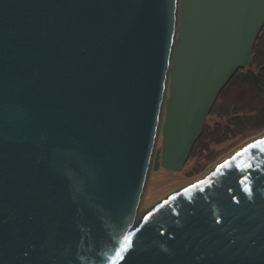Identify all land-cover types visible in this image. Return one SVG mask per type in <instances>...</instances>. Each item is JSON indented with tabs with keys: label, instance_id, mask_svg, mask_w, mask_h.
<instances>
[{
	"label": "water",
	"instance_id": "obj_1",
	"mask_svg": "<svg viewBox=\"0 0 264 264\" xmlns=\"http://www.w3.org/2000/svg\"><path fill=\"white\" fill-rule=\"evenodd\" d=\"M263 27L264 0H0V264H111L129 233L127 264H264V154L231 159L264 136L140 209Z\"/></svg>",
	"mask_w": 264,
	"mask_h": 264
},
{
	"label": "rangeland",
	"instance_id": "obj_2",
	"mask_svg": "<svg viewBox=\"0 0 264 264\" xmlns=\"http://www.w3.org/2000/svg\"><path fill=\"white\" fill-rule=\"evenodd\" d=\"M254 50L252 65L238 70L220 92L183 169L171 171L160 167L152 170L141 202V216L168 195L203 178L220 162L264 136V122L256 121L264 120V75H261L259 87L248 80L242 81L248 71L264 74L259 70L264 61V27ZM161 144L162 135L159 148Z\"/></svg>",
	"mask_w": 264,
	"mask_h": 264
},
{
	"label": "snow or ice",
	"instance_id": "obj_3",
	"mask_svg": "<svg viewBox=\"0 0 264 264\" xmlns=\"http://www.w3.org/2000/svg\"><path fill=\"white\" fill-rule=\"evenodd\" d=\"M251 149H258L260 153L264 154V140H258L248 145L241 152L236 153L231 159L235 160L236 156H242ZM250 159H255V157H251ZM228 161L225 162L221 167L227 166ZM238 168H241V171H246L247 169H252L253 165L251 162H245V166L241 167V165H237ZM261 167L260 164H257L256 168L259 169ZM255 170V169H254ZM249 177L245 176L244 179L247 180ZM246 191H250V188H247ZM134 250V244L132 241V234L129 233L125 235L123 239L119 242V247L116 248L115 254L111 257V264H127L129 260L132 258V251Z\"/></svg>",
	"mask_w": 264,
	"mask_h": 264
},
{
	"label": "trees",
	"instance_id": "obj_4",
	"mask_svg": "<svg viewBox=\"0 0 264 264\" xmlns=\"http://www.w3.org/2000/svg\"><path fill=\"white\" fill-rule=\"evenodd\" d=\"M254 56H255V50H254V52H253V59H254ZM250 65H252V63L250 64ZM250 65H248L247 67H249ZM259 70L261 71V72H263L264 71V61H261V63H260V66H259ZM261 75H264L263 73H255V72H253V71H248V73H246L243 77H242V81H246V80H248V81H250V82H252V84L254 85V86H257V87H259V82H260V79H261ZM256 121L258 122V123H262V122H264V120H262V119H256ZM261 128V127H260Z\"/></svg>",
	"mask_w": 264,
	"mask_h": 264
},
{
	"label": "bare ground",
	"instance_id": "obj_5",
	"mask_svg": "<svg viewBox=\"0 0 264 264\" xmlns=\"http://www.w3.org/2000/svg\"><path fill=\"white\" fill-rule=\"evenodd\" d=\"M231 156H232V155H231ZM226 159H227V158H226ZM211 170H212V169H211ZM211 170H210V171H211ZM210 171H209V172H210ZM209 172H208V173H209ZM208 173H207V174H208ZM207 174H206V175H207ZM196 181H197V180H196ZM194 182H195V181H194Z\"/></svg>",
	"mask_w": 264,
	"mask_h": 264
}]
</instances>
